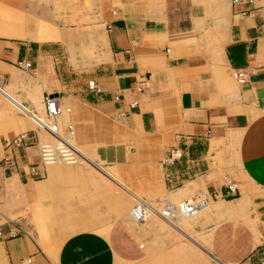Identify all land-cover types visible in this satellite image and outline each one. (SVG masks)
Here are the masks:
<instances>
[{"label":"crops","instance_id":"1","mask_svg":"<svg viewBox=\"0 0 264 264\" xmlns=\"http://www.w3.org/2000/svg\"><path fill=\"white\" fill-rule=\"evenodd\" d=\"M94 6L104 30L96 34L99 50L78 64L75 51H67L75 32L65 38L54 29L50 34L57 39L39 43L0 39V75L7 73L9 80L0 87V103L9 112L8 124L0 127V264H19L27 256L29 264H115L140 260L147 252L142 233H133L121 218L66 234L54 258L29 234H7L22 217V227H33L28 198L49 176L47 163L39 160L47 131L32 127L44 123L34 109L43 110L48 92L70 107L64 120L75 143L113 166L128 186L168 200L167 192L186 182L171 192L175 201L192 191L222 195L231 181L237 197L223 208L205 200L201 210H244L252 197L264 221V0H230L221 17L207 14L202 0H94ZM85 34L91 36L89 30ZM52 42L69 52L72 69L52 62L58 49ZM16 58L29 60L26 69L33 74L13 73L9 60ZM234 69L244 71V81L233 78ZM88 79L97 89L88 87ZM12 84L33 86L28 92L35 103L15 98ZM9 101L21 114H14ZM18 133L22 143L4 159L6 144ZM173 149L180 157L164 163ZM176 170L180 180L174 187L164 174ZM245 220L233 240L254 246L264 231L260 235Z\"/></svg>","mask_w":264,"mask_h":264},{"label":"rangeland","instance_id":"2","mask_svg":"<svg viewBox=\"0 0 264 264\" xmlns=\"http://www.w3.org/2000/svg\"><path fill=\"white\" fill-rule=\"evenodd\" d=\"M229 1L202 0L206 13L218 17L227 9ZM95 13L94 0H0V39L27 41L31 39L22 38L19 34H29L52 36L55 40L57 37L50 34L54 29L65 38L68 37V33L74 37L76 33L75 42L70 36L71 44L67 51H75L74 61L78 64L82 61L81 58L95 57L99 50L97 49L99 37L96 34L98 32L102 34L104 30L101 28L102 24L95 20ZM85 30H89L91 35L89 38L85 37ZM52 43L58 46V49H53L52 62L55 66L66 64L72 69L69 52L67 54L66 49H63V44ZM9 62L12 64L10 70L13 73L24 77L33 74L32 71L14 64L13 60ZM8 81L7 73H2L0 87H4ZM30 87L33 86L12 84L8 89L19 101L23 95L24 99L35 103L34 95L28 92ZM9 105L15 111V115L23 111L10 101ZM29 108H34V105ZM0 109L3 110L0 112V127H3L9 122L7 116L9 112L1 103ZM34 110V115L45 122L42 108ZM66 113L63 112L61 116L64 122L62 125L68 122L64 120ZM32 127L43 129L37 123ZM47 135L50 139L48 132ZM72 141L81 152L80 160L73 163L57 161L47 164L49 172L47 180L45 179L42 187L41 183L37 182L36 192L28 198V205H33L31 218L33 227L27 222L24 228L31 239L37 241L51 258H54L60 240L66 234L79 228L105 226L111 220L121 218L130 225L133 233L136 234V230L142 233L139 239L146 245L147 252L140 260L115 264H226L215 259L212 253L232 264H254V246L262 241L261 236L260 241L254 246L250 244L246 247L241 246L233 240L245 219L254 222L258 233L263 234L264 221L261 220L263 217L257 211L252 197L248 198L244 210L237 209L232 213H225L221 209L216 210L218 207L211 206L191 216H177L180 230L158 215L141 222L135 221L129 215V208L135 199H145L157 207L166 205L169 207L179 200L201 192L192 191L189 196L175 201L170 199L175 186L172 191L167 192L168 200L161 199L162 194L155 196L141 193L138 189L128 186L118 176L113 166L88 156L75 143L73 135ZM238 195L239 192L235 191L230 195L204 197L209 202V199L219 201L220 207L223 208L229 200ZM22 221L23 217L15 223L21 224ZM104 226L101 227L102 230L105 229ZM42 264L50 263L42 261Z\"/></svg>","mask_w":264,"mask_h":264},{"label":"built area","instance_id":"3","mask_svg":"<svg viewBox=\"0 0 264 264\" xmlns=\"http://www.w3.org/2000/svg\"><path fill=\"white\" fill-rule=\"evenodd\" d=\"M13 63L22 67L28 68L30 66V61L23 58H16L13 60ZM233 78L237 81L242 82L245 79V73L241 69H234L231 71ZM87 85L89 88L97 89V84L93 79L87 80ZM43 110L46 115V122L44 123L45 130L50 134V139L43 141L39 147V160L41 163H50L57 159L76 162L78 159L79 149L74 145L72 141L73 129L69 122L65 125H59L57 121L58 115L61 112H68L70 107L68 105L62 104L58 96L51 92L44 93L42 96ZM44 129V128H43ZM23 133L15 134L10 141L6 144V154L4 159H9L12 153L13 148L19 146L22 143ZM181 155L179 149H173L170 151L165 159L164 163L172 164L174 160L178 159ZM173 174L170 171H166L164 174L165 180L169 185H176L177 181L180 180V175H178L177 170ZM172 176H176L172 178ZM236 191L235 184L231 181L226 183V192L224 194L230 195L234 194ZM205 201V197L202 193H197L191 195L185 199L179 200L169 207H162L159 212L162 213L165 217L174 218L176 214H190L198 209ZM156 209V206L146 202L145 199H135L132 205L129 208V215L137 221H142L144 217ZM167 218V219H168ZM19 232L26 233L27 230L18 223L12 224L7 234L13 236ZM254 264H264V237L262 241L254 246ZM31 258L30 256L24 257L21 259L19 264H29Z\"/></svg>","mask_w":264,"mask_h":264},{"label":"bare ground","instance_id":"4","mask_svg":"<svg viewBox=\"0 0 264 264\" xmlns=\"http://www.w3.org/2000/svg\"><path fill=\"white\" fill-rule=\"evenodd\" d=\"M17 28V27H16ZM18 32V31H17ZM20 33V32H19ZM19 35H21L20 37H22V38H25V39H31V40H35V41H37V42H46V41H52V40H54V38L52 37V36H46V35H29V34H19ZM45 114V113H44ZM62 114H63V112H61V114L60 115H58V117H57V121H58V123H59V125H61V126H63L62 125V123H61V120H60V118H61V116H62ZM46 115H45V122H46ZM44 122V123H45ZM44 123H43V125H42V128H44L45 129V127H44ZM79 155H78V160H80V158H81V152H80V150H79V153H78ZM57 161H64V162H66V163H73V162H71V161H65V160H61V159H57V160H55V161H52V162H50V163H47V164H51V163H54V162H57ZM186 182H184V184H185ZM183 184V185H184ZM183 185H181V186H183ZM180 186V187H181ZM180 187H177V188H175L174 190H176V189H178V188H180ZM173 190V191H174ZM147 202V201H146ZM205 206V202L203 201V204L198 208V209H196L194 212H192V213H190V214H187V215H184V214H181V213H179V214H176V216L174 217V218H168V217H165L164 215H162V213L161 212H159V210L162 208V207H164V206H161V207H157L156 206V209L154 210V211H151V209H149V211H150V213L149 214H147L145 217H144V219L142 220V221H144V220H146V219H148V218H150L151 216H159L160 218H162V219H164V220H166L167 222H169V223H171L176 229H178V230H180V227L178 226L179 225V222H178V219H177V216L179 217V216H182V217H185V216H191V215H193L195 212H198V211H200L203 207ZM166 207H168L167 205H166ZM132 218V217H131ZM168 218V219H167ZM133 220H135L134 218H132ZM135 221H137V220H135ZM139 222H141V221H139ZM215 258V257H214ZM216 259V258H215ZM219 261V260H218ZM221 262V261H220ZM223 263V262H222Z\"/></svg>","mask_w":264,"mask_h":264}]
</instances>
